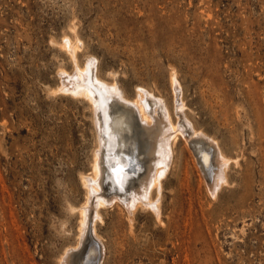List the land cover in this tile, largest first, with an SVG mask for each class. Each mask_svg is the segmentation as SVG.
<instances>
[{"label":"rangeland","instance_id":"374dc122","mask_svg":"<svg viewBox=\"0 0 264 264\" xmlns=\"http://www.w3.org/2000/svg\"><path fill=\"white\" fill-rule=\"evenodd\" d=\"M64 34L80 63L92 54L127 96L145 85L170 110L174 70L185 113L232 158L211 195L178 138L162 222L106 207L100 264H264V0H0V264H60L76 243L70 210L97 139L88 102L53 91L58 68L72 70Z\"/></svg>","mask_w":264,"mask_h":264},{"label":"bare ground","instance_id":"6f19581e","mask_svg":"<svg viewBox=\"0 0 264 264\" xmlns=\"http://www.w3.org/2000/svg\"><path fill=\"white\" fill-rule=\"evenodd\" d=\"M68 34H64L62 45L72 62V70L58 68L59 84L53 91L88 102L97 145L90 160V172H79L84 200L76 207L71 205L70 211L78 212L76 243L68 245L59 258L60 264H100L105 247L97 224L103 222L102 210L106 207L122 206L130 224L138 209L151 211L162 222V178L172 165L170 160L178 138H183L201 171L206 173L211 195L228 184L231 157L215 137L196 127L185 113L182 86L174 70L169 77L173 96L170 110L165 99L144 88L145 85L136 86L133 97L127 96L121 86L101 76L97 58L92 54L80 63L77 56L80 39ZM116 151L122 155L120 162L124 164L115 169ZM140 157L141 166L134 175L126 176L123 172L128 162ZM91 242L95 246L88 250Z\"/></svg>","mask_w":264,"mask_h":264},{"label":"water","instance_id":"95a60500","mask_svg":"<svg viewBox=\"0 0 264 264\" xmlns=\"http://www.w3.org/2000/svg\"><path fill=\"white\" fill-rule=\"evenodd\" d=\"M95 245L92 244V242L87 246L88 250H92ZM93 253V252H92ZM98 254H96L97 257Z\"/></svg>","mask_w":264,"mask_h":264}]
</instances>
